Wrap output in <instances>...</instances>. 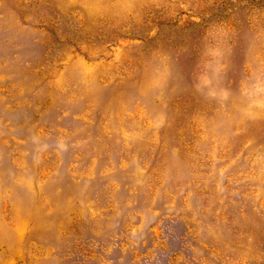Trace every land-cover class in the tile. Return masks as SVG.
<instances>
[{"label":"rangeland","instance_id":"374dc122","mask_svg":"<svg viewBox=\"0 0 264 264\" xmlns=\"http://www.w3.org/2000/svg\"><path fill=\"white\" fill-rule=\"evenodd\" d=\"M0 264H264V0H0Z\"/></svg>","mask_w":264,"mask_h":264}]
</instances>
